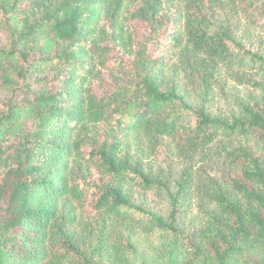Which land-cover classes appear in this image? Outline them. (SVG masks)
Instances as JSON below:
<instances>
[{
	"label": "trees",
	"instance_id": "trees-1",
	"mask_svg": "<svg viewBox=\"0 0 264 264\" xmlns=\"http://www.w3.org/2000/svg\"><path fill=\"white\" fill-rule=\"evenodd\" d=\"M129 1L0 0V264H264V0Z\"/></svg>",
	"mask_w": 264,
	"mask_h": 264
},
{
	"label": "rangeland",
	"instance_id": "rangeland-1",
	"mask_svg": "<svg viewBox=\"0 0 264 264\" xmlns=\"http://www.w3.org/2000/svg\"><path fill=\"white\" fill-rule=\"evenodd\" d=\"M146 11H147V6L145 4H142V0H131V1L127 2V7L125 8V11H124V16H126V18H128L129 21H132L131 22L132 30L134 31V34L137 35V40H139L141 38L142 34L144 33L145 23L143 21H141V19L143 18L142 16H144ZM32 80H33L32 78H29L28 82L31 83ZM26 84H27V82H26ZM218 106H220V105H218ZM24 122H25L24 118H22L19 125L17 127H15V129L13 131V135H19L20 134L22 128L24 127L23 126V124H25ZM159 159L161 160V162H159V163L162 164L164 157L163 158L161 157ZM151 198H153V197H151V195H150L149 199H151ZM199 206H200L199 202L196 201L193 205L192 213H191V215L188 218V221L186 223V225L191 229L198 227L200 224L202 217H201L200 213L198 212ZM161 208H162L161 205L158 206V209H161ZM145 240L146 239L143 240L144 244L142 245L141 250L143 251V253L145 254L146 257H142L141 259H138L136 261V264H154L156 261V256L161 254V250L159 248V244L157 243L156 238L147 239L146 241Z\"/></svg>",
	"mask_w": 264,
	"mask_h": 264
}]
</instances>
